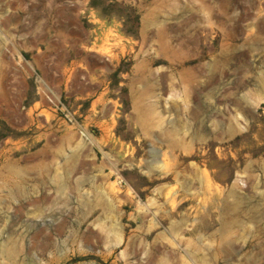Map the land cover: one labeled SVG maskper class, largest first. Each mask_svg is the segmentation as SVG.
Segmentation results:
<instances>
[{"label": "rangeland", "instance_id": "374dc122", "mask_svg": "<svg viewBox=\"0 0 264 264\" xmlns=\"http://www.w3.org/2000/svg\"><path fill=\"white\" fill-rule=\"evenodd\" d=\"M4 6L0 264H264V0ZM112 52L104 97L57 85Z\"/></svg>", "mask_w": 264, "mask_h": 264}, {"label": "crops", "instance_id": "0c3cea01", "mask_svg": "<svg viewBox=\"0 0 264 264\" xmlns=\"http://www.w3.org/2000/svg\"><path fill=\"white\" fill-rule=\"evenodd\" d=\"M7 10L8 9H6L5 6L4 8L0 7V28L12 26L17 28L21 19L20 11H18V9L15 11L10 10V12L8 13ZM112 54L113 56L111 57H109V55L107 54H101L96 57L98 59V62L100 63L99 72L95 71L96 68L94 66L87 64L83 67L85 68L86 72H68V68L66 66L60 65L59 62L54 59L55 74H57V76L59 75L55 80L57 82V85L67 87L74 85L76 90H74L75 92L73 95L76 99L89 100L95 96L96 91L98 92L99 96L104 97V93H106L105 85L106 83H109L107 81L109 78H111L109 77V75H112V73L114 74L118 71L117 66L119 63L120 54L119 52H112ZM75 57L78 59V56ZM50 58L53 59L57 57H55V55H50ZM75 66H79L78 60H74V63L71 66L72 69H74ZM87 69L88 71H91L88 72ZM72 79L74 80L72 81Z\"/></svg>", "mask_w": 264, "mask_h": 264}, {"label": "bare ground", "instance_id": "6f19581e", "mask_svg": "<svg viewBox=\"0 0 264 264\" xmlns=\"http://www.w3.org/2000/svg\"><path fill=\"white\" fill-rule=\"evenodd\" d=\"M263 2V1H262ZM248 5H249V3H248ZM263 7V6H262ZM249 13V12H248ZM252 13V12H251ZM249 17V16H248ZM245 18V17H244ZM247 30V29H246ZM257 30H258V32H261L262 33V37H258L257 36V34L256 35H253L250 39L252 40V41H254V42H257V43H259V44H261V45H263L264 46V13L258 18V23H257ZM57 33V32H56ZM53 40V39H52ZM58 40V39H57ZM72 45V44H71ZM62 47V46H61ZM64 54V53H63ZM49 55V54H48ZM40 57V56H39ZM48 57H50V55L48 56ZM47 60V59H46ZM45 60V61H46ZM10 61V60H9ZM8 61V62H9ZM47 62H48V60H47ZM11 63H13V62H11ZM5 64V63H4ZM21 64V63H20ZM46 64V63H45ZM49 64V63H48ZM46 67H48V66H46ZM11 69V68H10ZM90 70V69H89ZM46 71V70H45ZM49 71H52V70H49ZM87 71H88V69H87ZM91 71V70H90ZM90 71H88V72H90ZM9 73V72H8ZM88 74V73H87ZM14 75V74H13ZM12 75V76H13ZM50 75V74H49ZM83 75V74H82ZM9 76V75H8ZM62 77V76H61ZM83 77V76H82ZM86 77V76H85ZM12 78V77H11ZM49 78H50V76H49ZM10 79V78H9ZM14 79V78H13ZM54 80V79H53ZM74 79H72V81H73ZM13 81V80H12ZM12 81H8L9 83L10 82H12ZM14 82V81H13ZM75 82V81H74ZM6 83V82H5ZM76 83V82H75ZM13 84V83H12ZM12 84H9V85H12ZM40 84V83H39ZM70 84H71V82H70ZM56 85V84H55ZM76 85V84H75ZM15 87V86H14ZM75 87H73V89H74ZM22 89V88H21ZM47 89V88H46ZM45 88H44V90H46ZM47 91V90H46ZM55 92V91H54ZM15 93V92H14ZM17 96V95H16ZM30 96H32V94L30 95ZM14 97V96H13ZM31 98V97H30ZM35 99V98H34ZM33 100V99H32ZM31 100V101H32ZM30 102V99L29 100H27V102ZM46 101V100H45ZM93 103V102H92ZM32 104V103H31ZM114 104V103H113ZM5 105V104H4ZM28 105V104H27ZM1 107V106H0ZM113 110V109H112ZM6 112H7V110H5ZM9 111V110H8ZM113 112V111H112ZM15 115V114H14ZM20 115V114H19ZM39 115V114H38ZM37 115V116H38ZM18 117V116H17ZM19 118V117H18ZM16 119V118H15ZM16 121H17V119H16ZM19 121H20V118H19ZM79 136V135H78ZM48 137V136H47ZM67 137V136H66ZM46 138V137H45ZM89 141V140H88ZM87 144V143H86ZM88 145V144H87ZM90 145V144H89ZM88 145V146H89ZM154 152L156 151L157 152V149L156 150H153ZM159 151V150H158ZM155 154V153H154ZM158 155V154H157ZM156 155V156H157ZM154 156V155H153ZM161 154H160V158H161ZM158 157V156H157ZM158 157V158H159ZM158 160H160V159H158ZM156 161V160H155ZM163 166V165H162ZM173 200V199H172ZM15 252V249L14 248H12L10 251H9V253L11 254V253H14Z\"/></svg>", "mask_w": 264, "mask_h": 264}, {"label": "trees", "instance_id": "16d2710c", "mask_svg": "<svg viewBox=\"0 0 264 264\" xmlns=\"http://www.w3.org/2000/svg\"><path fill=\"white\" fill-rule=\"evenodd\" d=\"M126 23H131V24H133V26H135L136 25V23L134 24V21L132 22V21H129V19H128V21H126ZM133 28V30H134V27H132ZM136 28V27H135ZM126 32H128V33H132V29H128V31H126Z\"/></svg>", "mask_w": 264, "mask_h": 264}]
</instances>
